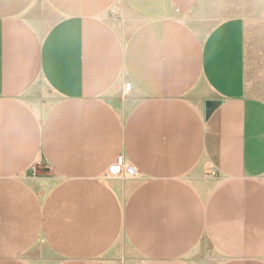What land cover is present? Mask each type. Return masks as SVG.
Returning <instances> with one entry per match:
<instances>
[{"label": "crops", "instance_id": "1", "mask_svg": "<svg viewBox=\"0 0 264 264\" xmlns=\"http://www.w3.org/2000/svg\"><path fill=\"white\" fill-rule=\"evenodd\" d=\"M263 7L0 0V264H264Z\"/></svg>", "mask_w": 264, "mask_h": 264}, {"label": "rangeland", "instance_id": "2", "mask_svg": "<svg viewBox=\"0 0 264 264\" xmlns=\"http://www.w3.org/2000/svg\"><path fill=\"white\" fill-rule=\"evenodd\" d=\"M259 2H264V0H259ZM111 13L116 15L117 9L115 6L112 7ZM259 13H264V7ZM264 17V16H263ZM264 26V20H259V26ZM259 45H258V57L256 61V69H254V63L248 65L249 73H251V78L247 80V86L249 90H257L256 94L258 97L264 98V32L259 30ZM251 79V80H250Z\"/></svg>", "mask_w": 264, "mask_h": 264}, {"label": "built area", "instance_id": "3", "mask_svg": "<svg viewBox=\"0 0 264 264\" xmlns=\"http://www.w3.org/2000/svg\"><path fill=\"white\" fill-rule=\"evenodd\" d=\"M131 88L130 85H127V89ZM42 161L37 163V167L42 166ZM136 169L133 165L126 163L123 157H118L116 161L108 168L106 177L107 178H117V177H127L132 178L136 176Z\"/></svg>", "mask_w": 264, "mask_h": 264}, {"label": "water", "instance_id": "4", "mask_svg": "<svg viewBox=\"0 0 264 264\" xmlns=\"http://www.w3.org/2000/svg\"><path fill=\"white\" fill-rule=\"evenodd\" d=\"M222 104L221 101H208L206 103V117L209 118L212 113L218 108L220 107V105Z\"/></svg>", "mask_w": 264, "mask_h": 264}, {"label": "bare ground", "instance_id": "5", "mask_svg": "<svg viewBox=\"0 0 264 264\" xmlns=\"http://www.w3.org/2000/svg\"><path fill=\"white\" fill-rule=\"evenodd\" d=\"M44 24V23H43ZM128 85H130L131 86V84H128ZM126 90L128 91V89H127V86H126Z\"/></svg>", "mask_w": 264, "mask_h": 264}]
</instances>
